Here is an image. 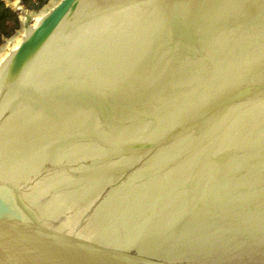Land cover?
Returning <instances> with one entry per match:
<instances>
[{
    "label": "water",
    "instance_id": "water-1",
    "mask_svg": "<svg viewBox=\"0 0 264 264\" xmlns=\"http://www.w3.org/2000/svg\"><path fill=\"white\" fill-rule=\"evenodd\" d=\"M24 19L0 63V264H264V0Z\"/></svg>",
    "mask_w": 264,
    "mask_h": 264
},
{
    "label": "rangeland",
    "instance_id": "rangeland-1",
    "mask_svg": "<svg viewBox=\"0 0 264 264\" xmlns=\"http://www.w3.org/2000/svg\"><path fill=\"white\" fill-rule=\"evenodd\" d=\"M13 1L14 0H0V4L2 5V8L0 9V13H2L3 16L2 18H0V48L4 45L3 41L9 39L11 40L13 37H15L16 33L19 31L20 28L18 16L8 7L7 4V2H13ZM51 1L52 0H25V1L23 0V6L29 12L33 14H38Z\"/></svg>",
    "mask_w": 264,
    "mask_h": 264
},
{
    "label": "bare ground",
    "instance_id": "bare-ground-1",
    "mask_svg": "<svg viewBox=\"0 0 264 264\" xmlns=\"http://www.w3.org/2000/svg\"><path fill=\"white\" fill-rule=\"evenodd\" d=\"M60 0H52L42 11L38 14H33L29 12L25 7L19 4V0H14L13 2H8V5L17 13L19 19V31L16 36L11 40H5L4 45L0 48V63L8 56L9 53L14 51L22 41V37L25 33L24 31V21L25 16L30 15L34 18V25L45 15L52 7H54Z\"/></svg>",
    "mask_w": 264,
    "mask_h": 264
},
{
    "label": "trees",
    "instance_id": "trees-1",
    "mask_svg": "<svg viewBox=\"0 0 264 264\" xmlns=\"http://www.w3.org/2000/svg\"><path fill=\"white\" fill-rule=\"evenodd\" d=\"M25 1V0H24ZM2 8V5L0 4V9ZM3 12V11H2ZM4 12H6V11H4ZM3 16H2V13H0V18H2Z\"/></svg>",
    "mask_w": 264,
    "mask_h": 264
}]
</instances>
